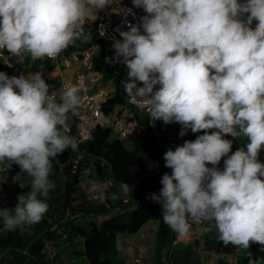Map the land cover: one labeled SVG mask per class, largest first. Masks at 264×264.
I'll return each instance as SVG.
<instances>
[{
  "label": "clouds",
  "instance_id": "obj_1",
  "mask_svg": "<svg viewBox=\"0 0 264 264\" xmlns=\"http://www.w3.org/2000/svg\"><path fill=\"white\" fill-rule=\"evenodd\" d=\"M132 3L146 15L113 38L128 70L121 86L130 99L148 104L153 121L180 124L181 137L204 133L164 153L172 172L148 198L178 235L189 232V220L208 222L225 246L246 251L258 243L264 251V163L258 159L264 149V0ZM106 6L108 0H0V48L33 60L55 58L75 40L90 38L80 21ZM79 91L68 86L57 97L41 72L29 78L0 72V162L19 165L31 178L14 209L0 208L8 231L37 224L48 211L51 161L78 148L67 132ZM227 136L248 142L232 152ZM120 190L131 191L126 182Z\"/></svg>",
  "mask_w": 264,
  "mask_h": 264
},
{
  "label": "trees",
  "instance_id": "obj_2",
  "mask_svg": "<svg viewBox=\"0 0 264 264\" xmlns=\"http://www.w3.org/2000/svg\"><path fill=\"white\" fill-rule=\"evenodd\" d=\"M80 28L84 36L90 38L75 40L58 55L57 61L72 60L74 57L81 60L83 52L97 48L94 53H90L89 62L100 73L101 83L111 85V89L104 90L105 100L101 110L111 119L123 115L126 122L131 124V130L126 138L121 139L110 127L92 125L89 127L88 139L83 141L78 134L79 107L77 115L69 114L70 127L67 134L76 139L78 148L73 151L69 147L63 153L67 161L64 168L58 162L61 154L52 159L49 179L55 187L49 192V199L46 200L48 211L41 222L28 225L27 231L24 226L15 231H0V264H57L56 258L49 257L46 253L48 245H53L56 249L68 248L74 256L82 257L87 264H125L117 256V236L133 235L150 221L156 223L153 264H203L195 254L194 248L197 246H201L205 252L233 258L230 261L221 258L218 264H249L250 259L256 261V264H264L261 245L252 243L246 251L238 250L231 244L225 246L219 240L216 229L208 222L206 228H200V238L193 244L175 248L177 234L164 223L161 206L148 197L159 193L162 175H170L172 172V169L164 166L166 148L173 150L171 145L182 146L184 141L195 140L204 133H192L189 130L181 137L180 124L150 120L141 109L130 106L129 96L121 86V82L128 78L126 65L116 63L113 58L114 48L93 35L85 24ZM7 53L4 49L1 51L3 56ZM53 67V61L48 57L33 60L29 54H24L22 70L25 78L36 72H41L44 78V74L51 72ZM0 72H5L10 77L15 76L4 64L2 57ZM62 84L63 82L53 83L50 92H55L58 97ZM225 138L233 141L232 152L243 144L242 136ZM77 159L78 164L88 159L91 162L87 168L88 177L93 178L90 186L103 181L109 183L103 202H92L84 193L77 196L79 187L73 173V169L77 168ZM223 159L218 165L221 170ZM146 160L155 163L156 169L149 171L145 165ZM0 164L10 165L7 161ZM10 166L14 170L9 175L14 176L15 165ZM121 182L130 186L131 191L127 196L120 190ZM29 191L30 186H26L24 194ZM113 194L119 198L111 199ZM3 208L14 209L15 206L8 205ZM163 251L165 260L162 261Z\"/></svg>",
  "mask_w": 264,
  "mask_h": 264
},
{
  "label": "rangeland",
  "instance_id": "obj_3",
  "mask_svg": "<svg viewBox=\"0 0 264 264\" xmlns=\"http://www.w3.org/2000/svg\"><path fill=\"white\" fill-rule=\"evenodd\" d=\"M96 50L97 48H93L90 53H94ZM76 59L77 62L80 61L78 58ZM73 61L74 60L72 58V62ZM86 76L88 80L86 84L90 93L96 92L99 89H111L110 84L101 83L100 73L96 72L92 68V64L91 69L87 72ZM54 83L58 84L59 82L55 80ZM242 141L243 145H241L240 147H244V144L248 142L244 137H242ZM65 158L66 157L63 154L58 157V162L63 168L67 165V161ZM258 159L261 163H264V149H261ZM77 162L78 159L75 161V164ZM90 164L91 162L88 159L85 162L83 161L79 164L77 163L75 165L77 168L73 169L75 181L79 187L77 196H81L82 193H84L88 200L97 202L101 200V193H103L104 196L107 193L109 183L107 181H103L98 185L90 186V182L93 180V178H90L87 175V168L90 166ZM14 165L16 169V171L14 172H16V174L14 176H11L9 175V172L14 170V167H11L7 164H0V208L8 205L16 206L18 202L17 197L21 194H24L25 187L30 186L31 184V178L26 174L21 173L19 165ZM145 165L149 171H153L156 169V164L148 160H146ZM18 174H20V176H18ZM18 178L19 181H17ZM155 226L156 223L150 221L133 235L119 234L116 238L118 258L121 259L125 264H135V259L138 257L140 258L141 264H153ZM24 228L27 231L28 225H25ZM4 229L6 228L4 227L3 221L0 220V231ZM200 234V228L191 226L189 232L186 235H177L174 241L175 248L179 249L180 247H185L187 245L193 244L200 238ZM194 251L203 264H218V261L221 258L228 261L233 259L230 256H221L214 253L205 252L201 246L195 247ZM46 253L49 257H55L57 260V264H87V262L82 257L74 256L68 248L56 249L55 247H53V245H48L46 247ZM163 260H165V251L162 252V261ZM192 261L194 262V258L192 259Z\"/></svg>",
  "mask_w": 264,
  "mask_h": 264
},
{
  "label": "built area",
  "instance_id": "obj_4",
  "mask_svg": "<svg viewBox=\"0 0 264 264\" xmlns=\"http://www.w3.org/2000/svg\"><path fill=\"white\" fill-rule=\"evenodd\" d=\"M243 2V0H241ZM133 3L129 2H120L116 5V15L115 17L107 14L101 15L95 25L91 28L92 34L101 39L103 42L113 47L114 39H121L119 32L127 31L128 24L139 26L141 22V17L146 15L142 8L133 7ZM128 9H132V12H128ZM85 24V19L80 21V27ZM141 31H143L141 27ZM103 33V35H101ZM3 48H0V57H2L4 64L13 71L15 76L19 77L23 74L22 70V56L11 55L7 53L6 55H1V51ZM115 50L113 58L115 60ZM57 57L50 58L54 62L57 61ZM90 52L85 51L82 54V59L80 60L81 69L76 74L74 79V83L80 89V105H79V115L78 121L80 123L79 127V137L81 140L85 141L89 137V127L92 125H99L102 127H110L113 132L121 139L126 138L131 130V124L127 123L125 117L122 115L118 118L111 119L110 117L103 114L101 110L102 103L105 100V91L103 89H99L96 92L90 93L88 91L87 82H86V72L91 69V64L89 62ZM68 67L67 65H65ZM68 86H72L70 82H63L60 93ZM137 86L141 87L137 82ZM159 85L155 86L154 91L158 90ZM128 104L132 107L139 108L143 111L145 115L149 117V106L146 102H141L137 100H132L128 98ZM173 147L175 150L176 146ZM178 147V146H177ZM169 148H166L168 150ZM191 226L198 228H206L207 222L197 223L189 220ZM177 234V233H176ZM178 235V234H177ZM135 264H141L140 258L135 259Z\"/></svg>",
  "mask_w": 264,
  "mask_h": 264
},
{
  "label": "crops",
  "instance_id": "obj_5",
  "mask_svg": "<svg viewBox=\"0 0 264 264\" xmlns=\"http://www.w3.org/2000/svg\"><path fill=\"white\" fill-rule=\"evenodd\" d=\"M120 2L132 3V0H108V6H106L104 9L98 10L97 12L94 10L90 12L87 17H85V26L91 30V28L95 25L97 19L103 14H107V15H111L115 17L116 5ZM256 23L257 21H253V24H252L253 28L255 27ZM4 51L8 52L6 49H4ZM73 60L75 62L74 61L72 62V60L68 61L67 59H63V60L61 59L60 63L53 61V65H54L53 70L51 72H46L44 74V79L46 83L50 85L51 89H52V86L55 80L57 82H70L72 86L73 85L76 86L74 83L75 75L80 71L82 66H81L80 61L77 62V59L75 57L73 58ZM65 65H67L68 67H66ZM86 80H87V77H86ZM79 95H80V91L78 92V96Z\"/></svg>",
  "mask_w": 264,
  "mask_h": 264
},
{
  "label": "water",
  "instance_id": "obj_6",
  "mask_svg": "<svg viewBox=\"0 0 264 264\" xmlns=\"http://www.w3.org/2000/svg\"><path fill=\"white\" fill-rule=\"evenodd\" d=\"M115 62H116V63H119V64H124V63H123V58H122V57L117 58V57L115 56Z\"/></svg>",
  "mask_w": 264,
  "mask_h": 264
}]
</instances>
